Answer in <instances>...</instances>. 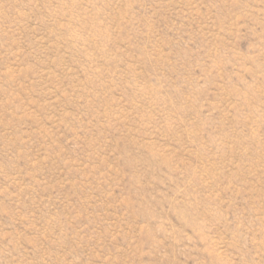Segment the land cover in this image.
Listing matches in <instances>:
<instances>
[{
    "label": "rangeland",
    "instance_id": "1",
    "mask_svg": "<svg viewBox=\"0 0 264 264\" xmlns=\"http://www.w3.org/2000/svg\"><path fill=\"white\" fill-rule=\"evenodd\" d=\"M0 264H264V0H0Z\"/></svg>",
    "mask_w": 264,
    "mask_h": 264
}]
</instances>
